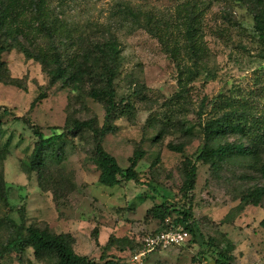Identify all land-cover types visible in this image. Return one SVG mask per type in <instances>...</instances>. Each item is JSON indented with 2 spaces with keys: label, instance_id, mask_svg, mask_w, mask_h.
Segmentation results:
<instances>
[{
  "label": "rangeland",
  "instance_id": "obj_1",
  "mask_svg": "<svg viewBox=\"0 0 264 264\" xmlns=\"http://www.w3.org/2000/svg\"><path fill=\"white\" fill-rule=\"evenodd\" d=\"M44 9L65 64L81 61L96 42L109 38L118 42L122 61L114 89L120 106L103 145L123 168L135 149L144 150L146 156L137 167L140 182L105 186L93 159L92 131L67 130L59 158L49 161L52 168L43 175L48 189L41 187L42 175L25 171L36 141L32 125L48 136L65 131L69 118L93 120L102 127L105 105L88 96L86 86L50 83L38 61L29 59L12 39L0 37V47H7L0 77L18 79L23 86L0 82V105L8 110L1 112L5 134L0 141V172L7 189L6 202L0 200V220L6 222L0 229V245L8 237V222L23 220L26 225L72 234L78 254L134 264L130 259L139 249L138 239L162 225L160 206L175 204L179 210L187 206L181 191L184 165L187 156L195 160L201 151L207 120L225 114L247 124L264 121V43L254 27V4L252 0H46ZM190 9L202 11V38L208 50L199 63V75L182 90V68L192 61L183 49L179 58L165 44L184 47L183 20ZM21 20L27 30L38 22L31 10ZM19 41L35 54L42 48L50 50V40L41 33L31 39L20 35ZM40 94L43 97L37 101ZM239 141L250 143L233 133L218 140ZM180 143L185 144L184 152L169 147ZM257 156L264 160V146ZM253 162L252 156H237L219 170L198 162L192 204L195 232L183 245L150 254L142 264H264V196L259 205L242 200L245 189L264 187ZM223 251L231 256L226 263L219 261ZM0 264L45 262L27 249L18 256L0 257Z\"/></svg>",
  "mask_w": 264,
  "mask_h": 264
},
{
  "label": "trees",
  "instance_id": "obj_2",
  "mask_svg": "<svg viewBox=\"0 0 264 264\" xmlns=\"http://www.w3.org/2000/svg\"><path fill=\"white\" fill-rule=\"evenodd\" d=\"M45 2L46 0H0V37H4L6 41L12 39L27 54L29 59L38 61L48 74L50 83L61 81L64 86L78 89L86 86L88 96L105 105L106 124L99 127L93 120L69 118L66 122L67 129L65 131L54 132L49 136L45 135L40 128L32 125L36 141L25 171L29 174L35 172L39 176L42 175L40 186L48 189L43 183V175L52 168L49 161H53L55 157L59 158L60 150L63 148L61 144L69 133L67 130L82 132L84 129H89L96 141L93 159L100 170L99 182L109 187L118 185L123 181L140 182V172L137 167L139 162L145 158L146 152L135 149L129 158V165L123 168L116 156L108 152L103 145V138L111 131L109 123L112 117L116 116L120 106L116 100L114 89V79L120 71L122 61L118 42L113 38L96 42L92 51L85 53L81 61L72 62L73 60H70L68 64H65L60 49L54 42L55 28L48 24V12L47 9H44ZM252 3L254 4V27L257 36L264 43V0H252ZM30 10L37 14L38 22L31 27L32 30H27L21 19L24 13ZM186 15L183 20L185 24L184 47L165 44L166 50L179 56V58L181 49H183L184 54L192 61V65H186L185 68H182L181 72L184 79L183 83L180 79L182 90H185L188 83L193 82L199 75V63L204 60L203 57L208 50L202 38V11L190 9ZM146 29L152 34L156 33L152 27ZM37 33H41L42 36L50 40L49 51L42 48L35 54L19 41L20 35L26 39H31ZM10 45L12 44L10 43ZM6 49V46L0 47V69L4 66L2 54ZM0 82L23 87L18 79L11 77L8 80H3L0 77ZM42 97L43 94H40L37 101H41ZM1 112L8 113V110L0 105V141L5 134V124ZM202 133L201 151L195 160L187 156L184 165L185 175L181 191L188 200L187 206L184 205V208L179 210L175 204L163 203L157 210L162 225L150 232L154 233L169 228L171 225L166 222L169 217H172V225H181L190 234L195 232L197 220L193 219L192 204L198 175V162L209 164L213 169L219 170L228 164L233 157L252 156L254 162L251 167L264 178V160H259L257 156L259 149H263L264 146V143L259 144L260 140L264 142V121H253L251 124H247L246 121H234L233 117L222 114L207 120ZM230 133L238 134L243 138L247 137L250 143L243 141L218 142L219 139ZM169 147L171 150L185 151L184 143L177 146L169 144ZM6 189L7 181L3 173L0 172V200L4 202H6ZM263 196L264 187L247 188L243 191L242 200L244 203L259 205ZM4 224L6 222L0 220V229ZM7 225L9 226L8 237L0 245V257L9 253H15L18 256L27 249H32L35 258L44 261L45 264H131L116 257L102 256L99 261H96L87 255L78 254L74 249L75 237L70 233H56L48 227H41L36 224L26 225L23 220L20 223L9 224L8 222ZM261 225L264 227V219L261 221ZM145 234L138 239L137 245H141V240ZM219 256L221 263H226L228 259H231V256L224 251L220 252Z\"/></svg>",
  "mask_w": 264,
  "mask_h": 264
},
{
  "label": "built area",
  "instance_id": "obj_3",
  "mask_svg": "<svg viewBox=\"0 0 264 264\" xmlns=\"http://www.w3.org/2000/svg\"><path fill=\"white\" fill-rule=\"evenodd\" d=\"M166 222L171 225L169 228L154 233L149 232L143 236L139 249L131 256L132 263L142 264L150 254L181 246L188 240L190 237L188 230L181 225H172L170 217Z\"/></svg>",
  "mask_w": 264,
  "mask_h": 264
}]
</instances>
